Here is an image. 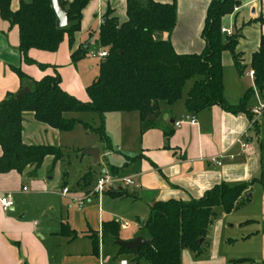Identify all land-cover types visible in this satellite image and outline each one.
<instances>
[{"label":"crops","instance_id":"crops-1","mask_svg":"<svg viewBox=\"0 0 264 264\" xmlns=\"http://www.w3.org/2000/svg\"><path fill=\"white\" fill-rule=\"evenodd\" d=\"M19 1H11V11L18 9ZM126 1L89 0L82 11L80 31L74 35L72 47L68 46L65 37L54 53L31 50L29 56L35 60V65L22 63L17 50V29L11 28L0 18V101L8 95H15L23 87H28L29 90L33 87L31 82L21 83L13 71L14 68L21 69L35 81L45 76H53L52 72L58 74L61 79L60 87L64 92L68 91L64 86H68L69 89L75 88L77 95L81 96L83 84L79 79L77 63L71 62V54L85 43L92 27L99 29L108 8L119 23L125 22ZM153 1L168 4L172 0ZM176 4V26L168 39L177 54L199 53L204 46L199 35L208 0H176ZM221 29L230 35H238L236 52L239 53L241 65L244 67L242 76H239L233 67L230 54L222 53L223 96L229 105H236L250 88L253 89L251 102L248 103L251 118L244 113L230 114L213 106L194 115V125L185 122L175 127V122L189 115L183 106V96L179 103L165 104L164 107L159 105L161 116L157 127L142 135L139 134L138 127L137 155L132 156L137 157L136 160L128 162L131 156L112 155L110 143L108 148L104 145L102 149L97 145L91 146L90 148H98L97 163L100 159L102 163L89 185H79L78 181L76 189L71 191L65 183L60 185V178L50 185L54 176L48 175L58 167L52 157L44 160L34 177L29 176L31 168L21 174L12 171L0 175V197L9 195L13 201V207L6 211L0 206V264H116L124 257L113 259L118 250L112 240H101V225L109 221L119 225L116 220L123 217V211H119L120 202H137V214L132 208L128 216L144 223L153 204L168 200L187 202L198 199L207 190L219 184L230 187L249 184L245 192L246 196L249 194V197H246L249 201L245 210L255 202L258 204V220L244 219L245 215L242 214L240 217L243 218L232 222L228 228L234 230L251 225L258 227L260 223L264 225V123L261 121V118H264V110L258 116L253 114V110L264 106V91H256L253 86V74L249 77L252 73L251 56L258 51L260 37L264 35V0H242L238 8L222 18ZM222 34L228 36L227 33ZM162 38L167 37L162 35ZM88 39L89 48L92 40ZM84 96L86 100L85 89ZM137 121L139 125V116ZM164 130L172 132L168 139L164 137ZM52 131L57 132L36 122L31 114H23L21 137L24 144L36 145L32 142L36 138L33 134L37 137L40 134L53 136ZM134 163H137V168L131 176L136 178L133 192L123 188L122 184L107 189L99 196L93 193L96 178L105 172L110 173V166L115 168L114 175H111L126 178L119 173ZM63 189L67 190L65 195L62 194ZM115 189H123L133 197L112 198L108 193ZM235 210L229 214L220 209L215 210L216 217L206 239L209 242L202 254L198 259H193L188 251L184 250L181 253V264H228L233 259L222 253L221 246L232 245L237 240L249 242L252 238L259 239L255 246L258 247L260 263L263 264V226L254 232L240 235L237 239L224 238V220ZM138 222L136 232L124 241L141 236L138 232ZM245 222L250 223L243 225ZM61 223L67 224L77 237L72 240L60 236ZM119 227L120 234L128 228L123 224ZM90 233H97L98 256L92 254ZM79 238L89 241L86 253L72 249L74 241ZM119 239L123 240L120 235ZM108 240L115 246L113 254L110 255L104 251ZM202 256L206 258H201Z\"/></svg>","mask_w":264,"mask_h":264},{"label":"trees","instance_id":"trees-1","mask_svg":"<svg viewBox=\"0 0 264 264\" xmlns=\"http://www.w3.org/2000/svg\"><path fill=\"white\" fill-rule=\"evenodd\" d=\"M12 0H0V18L18 33V53L25 65L37 64L29 56L31 50L54 53L65 37L72 47L74 35L80 31L82 11L89 0H59L68 12L69 24L57 29L55 17L48 0H20L16 11L10 10ZM242 0H208L200 39L203 49L199 53L177 54L168 37L176 26L177 4L153 0H127L126 21L119 23L111 9H107L96 34L95 42L107 57L98 64V74L85 88L86 100L64 92L58 74L33 80L21 69H13L21 83L31 82L32 90L19 99L8 95L0 101V175L9 172L23 173L31 168L30 177L36 175L47 157L54 161L61 157L56 146L26 145L22 141L23 114L57 132H69L76 124L97 135L99 142L109 147V137L103 126L92 129L80 120L64 119L65 114L95 113L101 119L110 113H137L139 134L157 127L161 112L159 104L173 105L182 98L185 84L192 80L183 101L189 115L213 106L230 114L244 113L251 118L248 103L253 89H249L236 105H229L223 96L221 55L230 54L233 67L242 76L244 67L236 52L238 35L223 36L221 20L241 5ZM156 35L160 38L156 39ZM162 35L167 38L163 39ZM87 49L81 45L71 54L73 63L81 60ZM44 68V66H39ZM250 69L253 86L259 93L264 91V35L259 49L251 56ZM164 130L165 139L171 136ZM131 157L128 162L136 160ZM110 174L115 168L110 166ZM92 181L89 173L82 179ZM249 184L228 186L219 184L207 190L202 197L187 202L168 200L157 202L149 208L147 220L140 224L138 232L150 240L152 247L141 246L137 253L119 248L120 227L114 221L103 222L101 240L110 239L117 248L113 258H127L129 264H181V253L186 250L197 258L207 245L215 210L229 214L248 202L246 190ZM112 198L133 197L125 190L115 189L108 193ZM245 222L243 225L249 224ZM262 231L264 232V225ZM60 236L74 239L77 234L61 223ZM92 254L98 256L97 233H90ZM201 241V242H200ZM247 261H231L232 264ZM25 264V263H23ZM264 264V263H263Z\"/></svg>","mask_w":264,"mask_h":264},{"label":"rangeland","instance_id":"rangeland-1","mask_svg":"<svg viewBox=\"0 0 264 264\" xmlns=\"http://www.w3.org/2000/svg\"><path fill=\"white\" fill-rule=\"evenodd\" d=\"M144 1V0H140ZM98 28L92 27L90 31V36L86 37L85 43L83 47L89 42L90 38L92 40L91 46L87 49V54L79 60L77 63L78 75L83 84V94L77 95L76 89L71 86L70 87L64 86L65 90H68L70 95L77 97L79 100H85L84 96V89L86 86L90 85L91 82L98 74V64L101 60L93 59L90 56V53H96L100 51V47L95 42L96 34ZM72 62V61H71ZM73 63V62H72ZM48 68V67H47ZM45 68V69H47ZM51 69V68H50ZM53 75L55 73L52 72ZM248 81V80H247ZM249 82V81H248ZM192 84V80L188 81L183 90H182V97L186 96L188 89ZM80 87V86H79ZM32 90V86L31 89ZM67 91V93H68ZM79 94V93H78ZM80 96V97H79ZM182 99V98H181ZM251 102V101H250ZM179 103V101L177 102ZM161 107L165 106V103L159 104ZM177 105V104H176ZM64 119H76L80 120L81 122L86 123L92 129H97L103 126L105 134L109 137V143L112 148V155L116 157H122L123 155L127 156H135L137 155V141H138V115L137 113H110L105 114L104 118L101 119L95 113H82V114H65ZM261 121L264 123V118H261ZM53 136H45L41 135L37 137L36 134L32 136H36L35 140H33V144H46L49 146H56L59 148L61 152V157L56 160L58 167L52 171L51 174L48 176H54V181L49 183L50 185L55 184L60 178V185L65 183L66 187L69 190H75L76 184L78 182L79 185H84L88 182V179L79 180L83 175L87 173L90 174L92 180L94 176L99 172L100 165L102 163V159H100L99 163L94 164L93 159L89 155H82V152L85 149L90 148L91 146L97 145L100 146L101 149L104 147L103 143L99 142V138L97 135H94L90 132V130H85L80 124H76L73 129L69 132H51ZM121 161H124L121 159ZM55 162V161H54ZM110 163V162H108ZM135 168H137V163L130 164L127 168L123 169L119 174L123 177L130 179L133 184L128 186H123L129 192H133L135 190V183L136 178L131 177ZM48 169V168H47ZM50 169V168H49ZM89 171V172H88ZM65 173V174H64ZM130 176V177H129ZM248 202L244 203L243 205L238 206L235 212L224 220L225 223V230L223 232L224 238L230 237L237 239L238 236L246 235L248 233L254 232L255 230H259L262 228V223L257 227L255 225H251L247 228H240V229H230L227 226L231 225L232 222L236 220H240L242 214H244V219L248 218L250 220H258V204L257 202L253 203L247 210H245L246 205ZM119 211H123V217L121 219H117L116 221L120 224L127 225V230L122 231L120 234L121 239H128L132 236L134 232H136L137 226V219L135 217H129L130 210L134 208L135 213L137 214V202L132 204L130 200H126L120 202ZM139 206V205H138ZM140 207V206H139ZM129 217V218H128ZM141 219V218H139ZM243 220V219H242ZM139 223V222H138ZM142 224V223H139ZM258 238H252L249 242H242L240 240L234 241L232 245H223L221 246L222 253L226 254V257L232 258L234 260H243L246 259L247 261L240 262L238 264H261V255L258 250V247L255 245L258 243ZM109 243H106L104 247V251H107L110 254H113L115 246L108 240ZM209 242V241H207ZM89 241L83 238H79L78 240L74 241L72 245V249H76L79 253H86L88 248ZM187 253V252H185ZM191 257L192 254L188 252ZM201 258H206L202 256ZM193 259H196L193 257ZM198 259V258H197ZM128 264L127 258L120 259L116 264ZM228 264H232L229 262Z\"/></svg>","mask_w":264,"mask_h":264},{"label":"water","instance_id":"water-1","mask_svg":"<svg viewBox=\"0 0 264 264\" xmlns=\"http://www.w3.org/2000/svg\"><path fill=\"white\" fill-rule=\"evenodd\" d=\"M48 1H49V7L52 10L54 17H55V21H54L55 27L57 29L66 28L69 24L68 12L66 8L59 0H48ZM159 38L160 36L156 35V39H159ZM88 45H89V42L83 47V49H87ZM29 92L30 90L28 87H23L14 95V98L19 99L21 96ZM82 155L91 156V158L94 161V164H96L98 157H99V150L98 148H88L82 152ZM246 197H249V194ZM114 242L119 248L126 249V250H133L136 253L138 249L143 245L152 247L150 240L143 236H138L128 241L116 239Z\"/></svg>","mask_w":264,"mask_h":264},{"label":"built area","instance_id":"built-area-1","mask_svg":"<svg viewBox=\"0 0 264 264\" xmlns=\"http://www.w3.org/2000/svg\"><path fill=\"white\" fill-rule=\"evenodd\" d=\"M252 1H255V0H252ZM221 33H227L228 35H230L224 29H221ZM90 56L93 59L103 60L107 57V53H106V51L101 50V51H98L96 53L91 52ZM249 77H252V73L249 74ZM262 110H264V106H260L258 109L253 110V114L258 116L261 114ZM185 122L189 123L190 125H194L195 120H194L193 115H188L183 120L175 122L174 126L179 127ZM122 184L125 186H128V185H132L133 182L128 178H117V177L111 175L110 173L105 172L96 178L94 185H93V188H92V191L94 194L99 196V195H102L107 189H109L111 187H116V186L122 185ZM66 193H67V190L63 189L62 194L65 195ZM0 206L4 211L13 207V201L11 200L9 195H5L3 197H0ZM124 227H126V226H123V228Z\"/></svg>","mask_w":264,"mask_h":264}]
</instances>
